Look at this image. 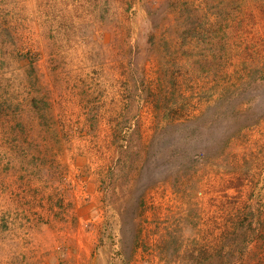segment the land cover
Here are the masks:
<instances>
[{"label":"rangeland","instance_id":"1","mask_svg":"<svg viewBox=\"0 0 264 264\" xmlns=\"http://www.w3.org/2000/svg\"><path fill=\"white\" fill-rule=\"evenodd\" d=\"M0 264H264V0H0Z\"/></svg>","mask_w":264,"mask_h":264}]
</instances>
